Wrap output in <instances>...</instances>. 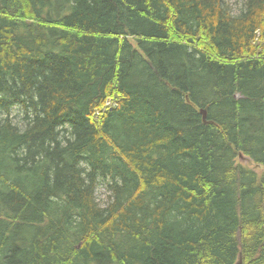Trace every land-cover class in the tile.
<instances>
[{"label":"trees","instance_id":"1","mask_svg":"<svg viewBox=\"0 0 264 264\" xmlns=\"http://www.w3.org/2000/svg\"><path fill=\"white\" fill-rule=\"evenodd\" d=\"M238 3L0 0V264H264V0Z\"/></svg>","mask_w":264,"mask_h":264},{"label":"bare ground","instance_id":"2","mask_svg":"<svg viewBox=\"0 0 264 264\" xmlns=\"http://www.w3.org/2000/svg\"><path fill=\"white\" fill-rule=\"evenodd\" d=\"M48 5H50V3L48 4V3H46L45 5H43L41 8H40V15H39V18L37 19V20H40L41 21V19L43 20L44 18H48L49 17V11H48V13L46 12L48 9H49V6ZM41 15H42V17H41ZM236 97H238V95H235ZM107 106H109V108H111V106L112 105H114V104H116L115 103V101H113L111 98H109V99H107V101H106V103H105ZM115 106V105H114ZM206 110L204 109V108H201L200 109V111L199 112H201V114H202V117H203V120H205L206 119V112H205ZM12 117V116H11ZM12 119L14 120V121H16L15 120V118L14 117H12ZM21 125H23V122L20 124V126ZM243 158H247L246 156H243L241 159H243ZM241 159H238V161H240V162H242V160ZM242 163H244V162H242ZM252 163H253V161H252ZM252 163H248V165H252ZM234 264H242V261H241V254L239 253L238 254V258H237V260H236V262L234 263Z\"/></svg>","mask_w":264,"mask_h":264},{"label":"rangeland","instance_id":"3","mask_svg":"<svg viewBox=\"0 0 264 264\" xmlns=\"http://www.w3.org/2000/svg\"><path fill=\"white\" fill-rule=\"evenodd\" d=\"M238 1H241V0H230V2H232L235 6H237L239 3H238ZM109 99V98H108ZM112 99V98H111ZM113 100V99H112ZM114 101V100H113ZM15 114V113H14ZM12 117H14V118H16V119H19V117L18 116H12ZM242 160V162H244L245 164H248L249 163V160L248 159H246V158H243V159H241ZM258 168V167H257ZM106 189L104 188V186L102 185V186H99L98 187V189H97V191H95L96 192V197H97V199L98 200H103V199H105V197H106V194H107V191H105Z\"/></svg>","mask_w":264,"mask_h":264},{"label":"water","instance_id":"4","mask_svg":"<svg viewBox=\"0 0 264 264\" xmlns=\"http://www.w3.org/2000/svg\"><path fill=\"white\" fill-rule=\"evenodd\" d=\"M239 157H242V155L240 154Z\"/></svg>","mask_w":264,"mask_h":264}]
</instances>
